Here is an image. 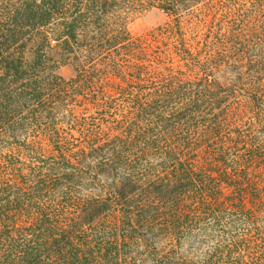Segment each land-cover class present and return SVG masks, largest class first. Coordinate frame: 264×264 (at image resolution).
Here are the masks:
<instances>
[{
  "label": "trees",
  "instance_id": "16d2710c",
  "mask_svg": "<svg viewBox=\"0 0 264 264\" xmlns=\"http://www.w3.org/2000/svg\"><path fill=\"white\" fill-rule=\"evenodd\" d=\"M186 2L0 0V264H264V0Z\"/></svg>",
  "mask_w": 264,
  "mask_h": 264
},
{
  "label": "rangeland",
  "instance_id": "374dc122",
  "mask_svg": "<svg viewBox=\"0 0 264 264\" xmlns=\"http://www.w3.org/2000/svg\"><path fill=\"white\" fill-rule=\"evenodd\" d=\"M185 4L191 12L186 21L189 35L248 38L260 34L259 17L252 13L254 0H187ZM170 20L162 10L152 8L136 16L131 31L135 35L147 33ZM69 73V69L64 70L65 75Z\"/></svg>",
  "mask_w": 264,
  "mask_h": 264
}]
</instances>
